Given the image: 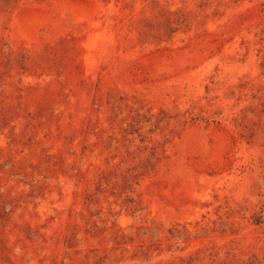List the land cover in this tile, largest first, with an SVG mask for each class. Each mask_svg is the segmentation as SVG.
Here are the masks:
<instances>
[{
  "label": "rangeland",
  "instance_id": "374dc122",
  "mask_svg": "<svg viewBox=\"0 0 264 264\" xmlns=\"http://www.w3.org/2000/svg\"><path fill=\"white\" fill-rule=\"evenodd\" d=\"M0 264H264V0H0Z\"/></svg>",
  "mask_w": 264,
  "mask_h": 264
}]
</instances>
